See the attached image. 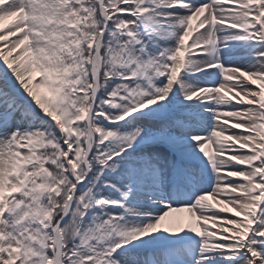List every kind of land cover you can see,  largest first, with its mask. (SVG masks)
<instances>
[{
    "label": "snow or ice",
    "instance_id": "obj_1",
    "mask_svg": "<svg viewBox=\"0 0 264 264\" xmlns=\"http://www.w3.org/2000/svg\"><path fill=\"white\" fill-rule=\"evenodd\" d=\"M0 264H264V0H0Z\"/></svg>",
    "mask_w": 264,
    "mask_h": 264
},
{
    "label": "bare ground",
    "instance_id": "obj_2",
    "mask_svg": "<svg viewBox=\"0 0 264 264\" xmlns=\"http://www.w3.org/2000/svg\"><path fill=\"white\" fill-rule=\"evenodd\" d=\"M176 217H184V218H187V212H180V213H176Z\"/></svg>",
    "mask_w": 264,
    "mask_h": 264
},
{
    "label": "rangeland",
    "instance_id": "obj_3",
    "mask_svg": "<svg viewBox=\"0 0 264 264\" xmlns=\"http://www.w3.org/2000/svg\"><path fill=\"white\" fill-rule=\"evenodd\" d=\"M174 215L177 216L176 213Z\"/></svg>",
    "mask_w": 264,
    "mask_h": 264
}]
</instances>
